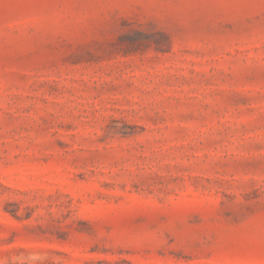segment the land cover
Here are the masks:
<instances>
[{"label":"rangeland","instance_id":"rangeland-1","mask_svg":"<svg viewBox=\"0 0 264 264\" xmlns=\"http://www.w3.org/2000/svg\"><path fill=\"white\" fill-rule=\"evenodd\" d=\"M0 264H264V0H0Z\"/></svg>","mask_w":264,"mask_h":264}]
</instances>
